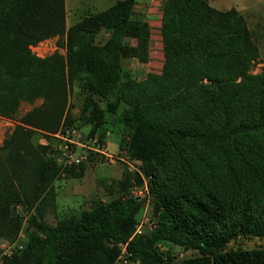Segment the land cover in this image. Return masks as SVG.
<instances>
[{"label": "trees", "instance_id": "trees-1", "mask_svg": "<svg viewBox=\"0 0 264 264\" xmlns=\"http://www.w3.org/2000/svg\"><path fill=\"white\" fill-rule=\"evenodd\" d=\"M132 3L115 2L67 26L63 62L29 49L63 33V0H0V115L12 116L20 100L50 93L64 104L66 87L75 84L90 98L92 134L105 121L91 95L113 113L125 105L118 122L129 128L127 152L147 177L154 226L133 235L144 197L114 198L91 215L37 224L1 264H110L123 243L140 264H172V256L164 259L157 250L162 240L198 252L173 264H264V247L218 252L237 232L264 235V67L248 73L257 51L242 16L206 0H163L161 70L134 80L119 59L145 62L149 32L130 18ZM101 27L111 36L95 44ZM54 166L50 158L27 160L16 143L0 153V237L19 226L11 206L21 181L34 175L41 184Z\"/></svg>", "mask_w": 264, "mask_h": 264}, {"label": "rangeland", "instance_id": "rangeland-1", "mask_svg": "<svg viewBox=\"0 0 264 264\" xmlns=\"http://www.w3.org/2000/svg\"><path fill=\"white\" fill-rule=\"evenodd\" d=\"M74 1H78L77 12L73 10L69 0H63V33L30 45L29 49L34 55L43 58L55 53L63 62L65 61L67 26L78 21L81 16L96 13L90 12L93 11L92 7H96L94 6L96 0ZM119 1L123 0H115V2ZM206 2L211 7H216L207 0ZM162 3L163 0H133L130 7V18L147 24L148 40L150 29H153V24L159 21L158 30L152 32L150 63L153 71L148 73H159L163 63L159 31ZM80 5H85L84 7L90 10L81 14ZM239 14L245 22L247 35L257 51L248 70L249 74L255 75L260 73L264 67V0H248ZM146 18L149 20L147 21ZM149 22L152 25L149 26ZM110 36V32L101 27L93 42L102 44ZM146 58H148L147 55ZM126 70L134 80H142L146 76L131 69ZM54 95L50 93L47 97L38 96L32 101L20 100L12 116L0 115V153L3 157L8 154L10 145L16 143L27 160L44 157L53 161L55 139L52 133L56 121L60 127V125H65L64 120L67 119L66 125L74 126L84 134H91L90 128L94 120L90 114L91 107H85L86 99H90L88 95L80 93L75 84L66 87L64 104L56 103V95ZM91 99L98 103L101 108V120L105 121L104 125L95 132L106 141L105 150L112 154L113 160L109 161L96 154L90 156L86 162L68 168L57 165L53 161L55 166L51 168V177L49 176L45 182L38 184L34 175L22 180L23 190L19 191V198L11 206L13 215L19 218V226L12 236L0 237V264L4 257H10L23 248L28 234L36 230L37 224L52 225L63 217L91 215L99 205L106 204L114 198L143 196L141 207L133 215V229L138 228L141 232L147 233L149 227L152 226L155 218L154 207L153 199L146 186L147 177L140 172L137 161L127 152L129 128L118 122V113L125 105L116 108L113 113L105 109L107 101H100L95 95H91ZM26 169L27 173L34 171L30 165ZM191 213L197 219L200 218L198 213L194 211ZM259 247H264V235L237 232L222 244L218 252ZM157 250L163 255L172 256L170 262L172 264L198 256L195 249L184 248L164 240L157 242ZM96 253L97 256H101L100 249ZM87 264L97 263L90 261ZM110 264H114V260Z\"/></svg>", "mask_w": 264, "mask_h": 264}, {"label": "built area", "instance_id": "built-area-1", "mask_svg": "<svg viewBox=\"0 0 264 264\" xmlns=\"http://www.w3.org/2000/svg\"><path fill=\"white\" fill-rule=\"evenodd\" d=\"M55 142L54 163L62 167L78 166L88 160L90 156L96 154L112 161L113 156L105 150L106 141L100 137L99 133L84 134L74 126H61L52 133ZM154 226V222L151 227ZM146 234L138 228L133 229V235ZM157 247V244H156ZM119 252L114 259V264H140V261L134 258L126 249V243L118 244ZM166 255L162 254L165 259Z\"/></svg>", "mask_w": 264, "mask_h": 264}, {"label": "crops", "instance_id": "crops-1", "mask_svg": "<svg viewBox=\"0 0 264 264\" xmlns=\"http://www.w3.org/2000/svg\"><path fill=\"white\" fill-rule=\"evenodd\" d=\"M71 3V6L73 7V10H75L77 12L78 10V1H74V0H69ZM208 2H210L213 5H215L216 9L218 10H226L229 8H234L235 10H237L239 13H241V9L243 6H245L248 3V0H207ZM115 2V0H96V3H94V6L96 7H92L93 11L90 12H98V11H102L107 9L108 7H110L111 5H113V3ZM85 6V5H84ZM83 5H80L81 7V14L84 13L86 10H90L87 7H84ZM79 7V8H80ZM160 18V16H159ZM158 18V20H159ZM146 20L148 21L149 19L146 18ZM151 21V19H150ZM154 22V21H153ZM159 21H157V23L155 22L153 24V29H150V36H149V40H148V52H147V60L145 62H139L135 57H120L119 59V64L121 67L125 68V69H131L136 71L139 74H144L146 75L148 72H152L153 68L151 67V63H150V57H151V39H152V32H154V30L156 31V29L158 30V26H159ZM149 26L152 25L151 22L148 23ZM123 41L130 45V46H134L136 44V40L133 37H124ZM129 64V65H127Z\"/></svg>", "mask_w": 264, "mask_h": 264}, {"label": "water", "instance_id": "water-1", "mask_svg": "<svg viewBox=\"0 0 264 264\" xmlns=\"http://www.w3.org/2000/svg\"><path fill=\"white\" fill-rule=\"evenodd\" d=\"M136 198H139V197H136Z\"/></svg>", "mask_w": 264, "mask_h": 264}]
</instances>
